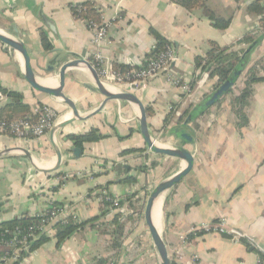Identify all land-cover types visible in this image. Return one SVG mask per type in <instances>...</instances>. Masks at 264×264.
I'll return each instance as SVG.
<instances>
[{"label": "crops", "instance_id": "crops-1", "mask_svg": "<svg viewBox=\"0 0 264 264\" xmlns=\"http://www.w3.org/2000/svg\"><path fill=\"white\" fill-rule=\"evenodd\" d=\"M81 1L85 0H0V33L25 45L30 66L42 79L39 81L55 80V89L59 88V68L63 63L76 58L92 61L93 32L70 12V6ZM89 1L99 10L106 26L102 54L113 67L139 66L155 43L151 29L177 57L165 74L141 84L137 91L125 85L115 89L136 94L145 110L152 112L150 116L146 112L151 136L163 148H177L180 142L174 132L182 130L181 124L173 121L162 129L164 118L172 106H178V115L202 101L213 80L201 83L199 79L189 96L182 99L180 90L167 82L166 76L191 83L195 79L194 58L204 56L209 42L227 46L252 31L258 18L247 11L249 1L205 0L206 10L216 18L229 20L228 27L222 30L213 27L205 9L189 12L175 0ZM41 34L47 40L46 49L41 44ZM263 55L264 41L250 55L248 67ZM23 74L19 54L0 43V92L18 94L30 112L37 104L49 106L57 114V128L26 141L0 134V225L37 216L54 203L63 210L61 217L72 216L82 222L101 213L102 193L122 197L139 192L143 196L144 189L149 194L154 186L185 168L180 160L149 152L139 133L135 105L111 101L85 122L72 121L66 105L32 90ZM242 78L243 75L233 89L241 85ZM63 94L75 103L82 116L103 100L84 64L65 70ZM6 98L0 100V107L11 100ZM228 102L224 100L197 119L196 128H186L195 140L184 146L192 154V170L162 194L160 234L175 264L264 262V84L253 87L243 109L245 120L233 113ZM90 128L98 129L104 139L85 145L75 158L74 147L66 137ZM131 149L143 151L119 157ZM56 152L61 154V164L53 173L39 172L31 164L32 161L38 168L51 170L56 165ZM113 163L131 168L144 163L148 168L136 173L135 184L127 185L119 183ZM151 163L156 165L149 168ZM57 173L64 176L60 178ZM113 213L109 211L100 221L110 219ZM221 219L240 231L244 239L230 240L216 234L188 236L190 227ZM58 220L47 225L45 242L23 258L3 264H89L92 256L107 254V237L90 226L57 247L52 226ZM141 226L139 223L124 239L121 250H116V264H159L146 227L142 226L144 231ZM180 236H188L185 244L179 242Z\"/></svg>", "mask_w": 264, "mask_h": 264}, {"label": "trees", "instance_id": "trees-1", "mask_svg": "<svg viewBox=\"0 0 264 264\" xmlns=\"http://www.w3.org/2000/svg\"><path fill=\"white\" fill-rule=\"evenodd\" d=\"M236 2L242 0H235ZM249 3L246 7L249 13H253L258 18L259 33L254 34L252 31L245 33L241 38L235 40L233 43L227 46H220L215 42H209L208 50L202 57L194 58L195 67V79L189 83V88L192 91L196 85V82L201 78L203 73H208V78L214 80L210 91L205 95H209L214 92L224 81L230 77L235 70L238 69L240 61L244 55V52L253 46L252 52L261 44L259 41V36L264 33V0H248ZM175 2L181 6L183 9L191 12L196 9H207L205 6V0H175ZM207 11V16L211 20L212 25L216 29H225L229 25V20H223L216 18L211 11ZM70 12L75 20H84L85 22H93L95 24H100L101 13L95 7V5L89 1H81L75 5L70 6ZM150 33L155 38V44L157 51L161 52L168 48V43L154 30H150ZM41 44L45 49L48 47L47 40L43 34H41ZM245 45V48H239L238 46ZM155 53V52H154ZM153 56V53L148 54L144 61L139 66H118L115 69L121 72H127L130 68H139L145 65V60ZM249 57L244 58V64L242 67L243 78L241 80V85L238 88L230 89L227 95L217 102L214 103L206 112L201 113L197 109L193 114V106L186 109L181 114L176 115L178 111V106H172L171 110L168 112L162 123V129L166 127L173 121L177 124H182L187 116L192 114L197 119L209 112L214 106L220 105L224 100H228L229 105L233 113L240 119L245 120L246 116L243 114V109L245 104L248 102L249 98L253 93V87L257 84H264V74H261L260 66H264V55L260 57L256 62L248 67ZM239 79V78H238ZM238 79L235 83H237ZM6 97L11 99L9 103H6L0 107V121L9 120L14 121L17 119H23L30 116L31 112L27 105H24L20 101V96L16 93H6L2 92ZM186 95L182 96L184 99ZM41 106L40 104H37ZM147 114L150 116L152 112L150 109H146ZM197 119L195 121H197ZM195 121L191 123L193 127L195 126ZM66 139L70 141L74 148L78 149L80 152L84 150V146L88 144L97 143L104 139V136L100 134L99 130L96 128H90L83 133L69 134ZM143 150L131 149L125 150L120 153L119 157L127 156L130 154L141 153ZM106 165V163H104ZM156 164L151 163L149 168H153ZM115 171L118 176V181L121 184L133 185L136 183V173L146 172L147 166L143 163L137 167L131 168L124 164H116ZM134 171V174L130 173ZM56 176L62 178L64 174L57 173ZM143 196H139V192L128 193L122 197H115L108 193L101 194V213L93 218L79 222L72 216L64 217L59 219L53 226L54 238L56 239V245L59 247L64 243L71 235L83 230L86 226L97 229V231L106 236L107 240L105 242V249L107 254L103 257L92 256L90 258L89 264H116V259L118 254L116 250H121L123 241L129 235L132 234L133 230L137 227L140 221L143 220V209L145 205L146 198L148 197V191L143 190ZM118 200L119 207H125L126 215H122L119 210H114L112 208V200ZM57 204H53L48 211L59 209ZM114 211H113V210ZM113 211L112 217L110 219L102 220L109 211ZM40 218L36 216L29 217L25 216L20 219L13 220L11 222L3 223L0 225V232L3 230H14L19 228L21 230L26 229L32 224L39 222ZM100 221V222H99ZM48 239L46 233L38 234L37 238L29 245V250L32 251L36 249L40 244ZM128 254V253H127ZM133 254L132 256H135ZM262 258V257H261ZM170 264H175L170 260Z\"/></svg>", "mask_w": 264, "mask_h": 264}, {"label": "built area", "instance_id": "built-area-1", "mask_svg": "<svg viewBox=\"0 0 264 264\" xmlns=\"http://www.w3.org/2000/svg\"><path fill=\"white\" fill-rule=\"evenodd\" d=\"M78 21L83 23L87 29L93 32V37L91 39L93 54L90 64L95 69L105 88L115 90L124 85L128 87L131 85L140 86L153 78L165 74L169 66L177 61V57L169 47L164 51L159 52L154 43L149 51V54L153 53V56L145 60L144 66L130 68L127 72L123 73L120 70L115 69L102 54V48L106 41L107 33L106 26L103 24L102 19L100 24H95L90 21L85 22L84 20ZM252 33H259L258 25L255 26ZM239 48H245V45H240L237 49ZM260 69L261 74H264V66H260ZM208 79V73H203L200 81L202 83ZM166 80L172 86L180 90L182 95H186V97L189 96L191 92L189 83L180 81L170 75L166 76ZM3 99L7 98L2 92H0V100ZM57 119V114L52 108L44 105H36L33 107L30 116L27 118L14 121H0V134L9 135L20 141L40 138L56 126ZM112 208H115L114 210H119L124 216L127 213L125 207H119L118 200L116 199L112 200ZM62 213L63 210L61 208L52 211L47 210L36 216L37 218H40L38 223L30 225L24 230L15 228L11 231L3 230L0 232V264H3V262L6 261H16L23 258L24 254L29 251V245L37 238L38 234L46 233V228L49 222L64 218L61 217ZM188 234V236L193 237L201 234H216L229 238L230 240L239 241L244 239L243 234L237 229L229 227L224 219L215 223H201L192 226L189 228ZM188 236H180L178 238L179 242L185 244ZM176 254H178V252ZM260 263L262 264L264 262L261 261Z\"/></svg>", "mask_w": 264, "mask_h": 264}, {"label": "water", "instance_id": "water-1", "mask_svg": "<svg viewBox=\"0 0 264 264\" xmlns=\"http://www.w3.org/2000/svg\"><path fill=\"white\" fill-rule=\"evenodd\" d=\"M258 40L262 42L264 41V33L259 36ZM0 43L4 45L6 48H9L19 54L23 62L24 80L32 88V90H34L35 92L39 94L50 96L54 98L56 101L66 105L70 110L72 121L85 122L89 118L98 114L103 109L105 104H107L108 102H111V101L128 102L130 104L135 105L138 109L139 133H140V136L146 148L149 150V152L153 154L161 155V156H166L168 158L177 159L183 162V164L185 165V168L183 170L166 178L165 180H163L162 182H160L159 184H157L156 186L152 188V190L148 194V197L146 198L144 209H143V223L150 237L152 246L158 255L159 264H170V258L167 252V248L165 246L164 241L162 240L160 231H158L155 228L153 221H152L153 205L159 197H162V194H164L166 191L171 189L174 185L179 183L192 170V167H193L192 154L191 152L185 150L184 148L185 145H192L195 143L194 138L186 132V128L190 126L193 121L197 119L195 116H192V114L197 109H199L201 113L206 112L212 105H214L215 102H217L218 100H220L221 98L227 95L229 90L234 87L236 80L242 75V67L244 64V58L250 57V55L254 52V51L252 52L253 46L248 48L244 52V55L240 61L238 69L235 70L233 74L230 77H228V79L224 81L214 92H211L202 101H200L195 106H193L192 114L187 116L186 120L181 124L182 130L181 131L176 130L174 132L175 137L180 142L179 146L177 148L175 147L163 148L156 141V139L151 136L148 130L146 110H145L143 103L138 98V96L130 92L129 93L128 92H117V93L108 92L106 88L103 86V84L101 83L95 69L92 67V65L89 62L76 58L75 60L63 63L59 68V75H58L59 76V88L51 89V88L44 87L41 84H39L38 80L40 78H38V76L35 75V73L33 72V69L30 66V59H29L27 50L25 48V45L21 41L15 39L12 36H7V35L0 33ZM77 64L86 65V67L89 69V71L92 74L94 85H95V91H97L103 97V100L99 104V106L84 116H82L79 113L75 103L63 94L65 70ZM44 79H47V78H44ZM138 87L139 86L131 85V89L133 91H137ZM66 124H68V122ZM56 128L57 126L54 127V129ZM158 144L161 147H158L157 146ZM72 153L74 154L75 158H78L80 155V151L76 148L72 149ZM25 155L28 158H31L28 154H25ZM31 164L39 172L53 173L58 169V167L61 164V154L59 152H56V165L51 170H45V169L38 168L35 164H33L32 161H31Z\"/></svg>", "mask_w": 264, "mask_h": 264}, {"label": "bare ground", "instance_id": "bare-ground-1", "mask_svg": "<svg viewBox=\"0 0 264 264\" xmlns=\"http://www.w3.org/2000/svg\"><path fill=\"white\" fill-rule=\"evenodd\" d=\"M39 84H41L42 86L44 87H48V88H51V89H55L56 86H57V82L54 80L53 82H50V81H45V82H40L38 80ZM50 82V83H48ZM106 90L110 93H117L115 90L113 89H110V88H106ZM71 116V115H70ZM158 147H161L159 146V144L157 145ZM161 204H162V197H159L154 205H153V209H152V221H153V224L155 226V228L158 230V231H161Z\"/></svg>", "mask_w": 264, "mask_h": 264}, {"label": "rangeland", "instance_id": "rangeland-1", "mask_svg": "<svg viewBox=\"0 0 264 264\" xmlns=\"http://www.w3.org/2000/svg\"><path fill=\"white\" fill-rule=\"evenodd\" d=\"M140 224L143 226L144 224H143V220L142 221H140ZM141 226V227H142ZM142 229H143V227H142ZM144 231H145V228L143 229ZM145 235V234H144Z\"/></svg>", "mask_w": 264, "mask_h": 264}]
</instances>
